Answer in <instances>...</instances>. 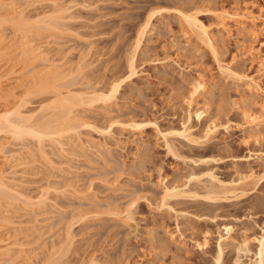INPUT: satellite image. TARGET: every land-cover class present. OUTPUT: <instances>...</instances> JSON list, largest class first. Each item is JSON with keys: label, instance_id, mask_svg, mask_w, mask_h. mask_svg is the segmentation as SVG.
Returning a JSON list of instances; mask_svg holds the SVG:
<instances>
[{"label": "rangeland", "instance_id": "rangeland-1", "mask_svg": "<svg viewBox=\"0 0 264 264\" xmlns=\"http://www.w3.org/2000/svg\"><path fill=\"white\" fill-rule=\"evenodd\" d=\"M7 2L0 17L9 45L33 40L77 71L82 90L108 95L120 82L110 101L77 110L91 127L82 143L62 140L76 151L0 138L15 144L6 156H17L13 163L0 155L6 184L20 193L0 189V246L13 245V260L28 264L19 257L28 251L31 264H216L222 236L220 264H254V239L264 232V122L250 124L244 114L264 121V0H11L25 12L24 31ZM187 14L208 36L189 29ZM13 64L22 74V61ZM25 84H13L18 97L8 104L0 99V114L25 105L34 123L56 121L53 92ZM184 130L190 139L176 134ZM252 173L262 180L241 188Z\"/></svg>", "mask_w": 264, "mask_h": 264}, {"label": "bare ground", "instance_id": "bare-ground-1", "mask_svg": "<svg viewBox=\"0 0 264 264\" xmlns=\"http://www.w3.org/2000/svg\"><path fill=\"white\" fill-rule=\"evenodd\" d=\"M9 1H11V0H0V6H2V7L5 6V2L8 3L7 4L8 6H9V3L12 4L10 9H12V13L14 12L13 14H16L15 19H17V22H18L16 28L24 31L25 26L27 24V21L24 19V17H25L24 13L25 12H23V10L22 11H19V10L16 11L17 7H15V5H16L15 2L13 3V2H9ZM263 14H264V10H263ZM187 15L186 16L183 15V17H184L185 22L188 24L189 29H192L194 31V33L198 32V34L195 33V35H197V36L200 33H201V35L203 34L205 36H208V35H206L207 34V32L205 30L206 28L197 19V17H196L197 15H195V14L194 15L187 14ZM235 16H238V15H235ZM231 17H234V15H231ZM238 17L243 18L241 16H238ZM249 17H245V19H248ZM152 18H153V15L147 19L146 23L144 24V26L140 29V31L138 33V43L136 45L137 50H138L139 46L141 45L142 40L147 35L148 29L151 28L150 25H151ZM6 19H8V18H6ZM255 19L256 18H252L251 20L253 22H255ZM4 21H5L4 18L0 17V99L7 103V101L11 100V98H14L15 96H17V95H15V89L13 88L14 87L13 84L18 85V83H23V82L26 83L25 85H27V84L29 85L30 89H28V90H30L31 93L32 92L41 93V92H46V91L53 92L54 95L52 93L51 94L54 96V98H53L54 104H55V109H54L55 112L54 113H56L53 115H55L56 118L52 119V120H56V121H48L42 125L38 124V123L37 124L34 123V114L32 115V114H29L28 112H24L25 110L22 111V108L24 109L25 105L23 107L22 106L14 107V109L12 111L8 110L7 108H4L5 109L4 112L2 114H0V138H2L3 136H5L7 134H9L11 136V138L13 139L12 140L13 142L14 141L19 142L20 140H22L23 137L24 138L25 137L33 138V139L37 140V142L39 143V145H41L42 148H43V145L48 141V143L49 142L52 143V145H55L56 147L60 148L59 150H62L63 152L66 150L65 148L68 149V147H70V145L72 147L73 144H74L73 146H75V148H76L77 145H75V143H72V144L70 142L63 143L62 140L70 138V137L71 138L76 137L78 140L77 143H80L81 142L80 137L82 134L81 132L84 129L86 130V129L91 127L90 124L88 122H86V120H84V118H82V116L79 115L80 112L77 110H79V109L81 110V108H84L86 106L88 107V105L91 106L93 103H97L100 101L102 103L110 101L114 97V94L116 93V90L120 85L119 84L120 82L119 83L117 82L114 85V89L112 88L113 91L111 90L112 91L111 94L109 92L110 95L109 94L105 95L102 92L97 93V91L94 92L93 90L89 92L88 90L85 91V90H82V88L80 89L79 86L77 87L78 84L74 80V79H76L75 77L77 75L75 76V73H77V71L65 66L64 63H60V62L56 63L57 61L55 62V60L50 59L48 54L45 51H43V49H41L42 46L40 48V45H38V44L34 45L33 40L30 41L28 39V37H26V36L23 37L24 36L23 35V36H21L22 39L16 45H12V46L9 45V42H7L8 40H6L4 38L5 36L2 35L1 29H2V25L4 24ZM12 21H14V19ZM55 25H57V24H55ZM50 26H51L50 28H52V25H50ZM26 27H30V26L27 25ZM51 30H53V29H51ZM261 30L264 31V22H262ZM23 31H21V32H23ZM210 41H212V40H210ZM209 43H212V42H209ZM17 59L21 60L23 63L22 74H21V72H18L20 75L17 72H13V71H15L14 66H16L13 63ZM11 67H13V68H11ZM220 68H221L222 75H226L228 77V79H231V78L236 79L239 77L238 76L239 74L237 75L236 73H234L233 70L231 71L227 67H225V68L220 67ZM129 71H130L131 77L136 74L134 57H133V60H131V62L129 64ZM235 74L238 77H236ZM67 81H69L68 82L69 83V89L72 87L71 88L72 90L68 89L69 91H67V93L64 94L60 90V87H61L60 84L64 85V83ZM252 82L254 83L253 86L257 85V84L255 85L254 81H252ZM252 82H251V84H252ZM205 86L206 85H205V82L203 80H198L195 87H196L197 91H202V93H204L205 89H206ZM253 86H251L250 88L252 89ZM17 88H18V86H17ZM26 88H28V87H26ZM256 88L258 89V86H256ZM205 113L199 112V114H197L198 119L199 120L203 119L202 117H203V115H205ZM53 115H52V117H53ZM245 116L249 120L248 122L250 124L255 123V125H261L264 122L260 116L256 117V115H254V114H250V113L246 112L244 114V117ZM141 127H144V126L141 124L140 125H138V124L132 125V128L136 129V130L141 129ZM226 128H229V127H226ZM216 129H217L216 125H215V127H212V128L210 127L205 134V138L210 139V136L214 133V131ZM186 131L187 130H184L183 132H176V134L182 138L190 139L189 138L190 135H188L189 133H187ZM0 141H1V139H0ZM13 144L14 143H12V142H10V143L6 142L4 144L2 142L0 144V155L5 156L4 159L6 158V161L9 160V162H11L10 159L12 160V159H15L17 157L14 154L9 155V157L6 156V154H8V153H6V150L9 147L13 146ZM80 146H81V144H80ZM13 147H15V146H13ZM77 147H79V146H77ZM89 147H91V145H89ZM75 148L72 147V149L70 148V150L74 149L76 151L77 148L76 149ZM43 149H45V148H43ZM43 149L40 150V152L42 151V153L45 154L46 151H44ZM3 154H5V155H3ZM2 156H1V158H2ZM206 161H208V160L202 159L200 162L202 164L203 163L205 164ZM12 162H13V160H12ZM18 165H20V164L18 163ZM2 173H4V172H0V189L6 191L8 188V190L6 191L7 193H11L12 196H14V195L20 196V193L16 189H14L13 187L9 188L8 184H6V182H5L6 178L3 177ZM197 179L199 180V178L196 177V180ZM194 180H195V178H194ZM261 180L262 179L258 178L257 175L252 173L249 175L242 176L240 178L239 184H241L240 186H241V188H243L244 186L242 187V185H244L248 182H252L256 185V184H259V181H261ZM223 185L226 186V184L222 183V185H221L222 188L224 187ZM40 205H41V203H40ZM224 229L226 230L227 235L231 234V232H232L231 226L226 225V226H224ZM224 240H226V238L221 236L220 242H219V252H218V255H217L216 261H215L216 264H220V262H221V256L223 253V251H222L223 247L221 244ZM254 240H255V242H257V252L255 254L256 261L254 264H264V232H263L261 237L256 238ZM0 244L3 245V242L1 240H0ZM248 244L249 243L245 242V244L242 245V247L245 248V247L250 246ZM12 246L11 247L10 246L9 247L8 246H3V247L0 246V264H17L15 262V260H13V258H15V256H13V254H12V250L14 249ZM20 248H22V247H20ZM27 252L28 251H26V252L22 251L19 254V257H22V258L25 257L26 262L28 264H31L33 262L34 256H32V254H30V253L28 255ZM52 255H54V254H52ZM51 258H52V256H51Z\"/></svg>", "mask_w": 264, "mask_h": 264}]
</instances>
